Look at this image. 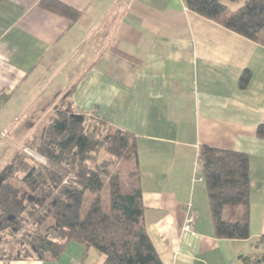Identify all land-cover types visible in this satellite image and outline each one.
I'll return each mask as SVG.
<instances>
[{
    "label": "crops",
    "instance_id": "0c3cea01",
    "mask_svg": "<svg viewBox=\"0 0 264 264\" xmlns=\"http://www.w3.org/2000/svg\"><path fill=\"white\" fill-rule=\"evenodd\" d=\"M57 1L77 17L40 0H0V137L25 131L42 97L68 91L62 105L96 107L134 134L146 231L163 264H245L242 257L264 254V139L256 136L264 123V45L182 0ZM244 70L250 77L240 87ZM202 144L249 157L247 239L214 235L197 161ZM84 252L71 241L56 261L0 264H101L90 249L80 263Z\"/></svg>",
    "mask_w": 264,
    "mask_h": 264
},
{
    "label": "trees",
    "instance_id": "16d2710c",
    "mask_svg": "<svg viewBox=\"0 0 264 264\" xmlns=\"http://www.w3.org/2000/svg\"><path fill=\"white\" fill-rule=\"evenodd\" d=\"M182 1L189 10L264 45V0ZM39 3L77 17V11L57 0ZM249 77L248 70L241 73L240 87ZM256 136L264 139V123L257 126ZM30 145L51 165L30 166L22 156L14 174L0 172V259L52 262L74 241L85 249L80 263L93 249L102 257L101 264H163L146 231L133 133L108 123L96 107L80 111L67 105L54 112L40 138ZM197 161L216 238H249L248 155L202 144ZM26 169L21 186L8 181ZM9 239L15 242L3 247L1 242ZM242 260L264 264V254Z\"/></svg>",
    "mask_w": 264,
    "mask_h": 264
},
{
    "label": "rangeland",
    "instance_id": "374dc122",
    "mask_svg": "<svg viewBox=\"0 0 264 264\" xmlns=\"http://www.w3.org/2000/svg\"><path fill=\"white\" fill-rule=\"evenodd\" d=\"M61 70V69H60ZM66 92V93H65ZM68 91H63L60 93H57L56 95L52 97H42L40 99L38 105H34V107L31 108V116L29 118V122H27V125L29 126L31 121H34L32 126L26 127L25 131L22 133V131L19 132V129L16 130V134L9 135V136H3L0 137V172L4 169L8 173L11 172V175L15 173V170L21 166V158L22 156L27 161L28 165L30 166H50L51 164L47 161V159L36 152L34 148L31 147L30 143L32 141H36L40 138L44 126L49 121V118L54 115V112L56 110H59L61 108H64L65 105H62L63 99L67 97ZM40 108V115L38 116V109ZM35 111V113H34ZM19 126V125H18ZM30 128L33 129L30 131ZM32 131L33 134L30 135ZM18 134V135H17ZM30 169L28 168V171ZM22 170L17 173L16 176H11L8 178V181L19 187L21 186V178L25 174ZM27 171V172H28ZM64 182L66 179L63 180ZM107 190H104V193H106ZM24 215V214H23ZM27 227V224L25 225L24 229ZM19 235V233H18ZM18 235L16 237H18ZM7 237H11L8 233ZM13 241L12 239H9L8 242H1V245L5 248L10 246ZM17 242V241H16ZM90 251H94L93 249H90ZM96 254V252H94Z\"/></svg>",
    "mask_w": 264,
    "mask_h": 264
},
{
    "label": "built area",
    "instance_id": "2783aa9c",
    "mask_svg": "<svg viewBox=\"0 0 264 264\" xmlns=\"http://www.w3.org/2000/svg\"><path fill=\"white\" fill-rule=\"evenodd\" d=\"M192 225H193V220L192 218H187L186 221H185V225H184V230L186 231H190L192 230Z\"/></svg>",
    "mask_w": 264,
    "mask_h": 264
},
{
    "label": "water",
    "instance_id": "95a60500",
    "mask_svg": "<svg viewBox=\"0 0 264 264\" xmlns=\"http://www.w3.org/2000/svg\"><path fill=\"white\" fill-rule=\"evenodd\" d=\"M31 172H29L28 174H30ZM1 180H2V176H0V182H1Z\"/></svg>",
    "mask_w": 264,
    "mask_h": 264
},
{
    "label": "flooded vegetation",
    "instance_id": "af4514ba",
    "mask_svg": "<svg viewBox=\"0 0 264 264\" xmlns=\"http://www.w3.org/2000/svg\"><path fill=\"white\" fill-rule=\"evenodd\" d=\"M2 181H3V178H2V180H1V182H2ZM1 182H0V183H1Z\"/></svg>",
    "mask_w": 264,
    "mask_h": 264
}]
</instances>
